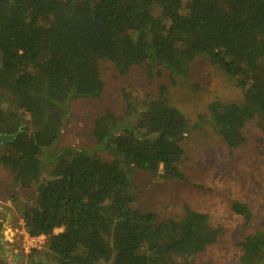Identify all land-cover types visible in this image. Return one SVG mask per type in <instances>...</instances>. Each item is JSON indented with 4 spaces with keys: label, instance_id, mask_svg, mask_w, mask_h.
<instances>
[{
    "label": "trees",
    "instance_id": "1",
    "mask_svg": "<svg viewBox=\"0 0 264 264\" xmlns=\"http://www.w3.org/2000/svg\"><path fill=\"white\" fill-rule=\"evenodd\" d=\"M201 54L243 102L215 100L199 119L230 149L246 142L250 122L264 136V0H0V83L8 88L0 134H17L0 148V168L12 190L24 191L25 232L44 236L50 257L32 253L26 264H194L216 242L209 216L188 206L162 223L133 208L135 171L183 180L180 143L189 123L168 86L141 103L126 99L121 115H100L95 150L55 148L69 105L102 96L101 59L120 75L133 67L148 78L165 72L175 87ZM232 211L250 223L246 204ZM239 247V264H264V223Z\"/></svg>",
    "mask_w": 264,
    "mask_h": 264
},
{
    "label": "rangeland",
    "instance_id": "2",
    "mask_svg": "<svg viewBox=\"0 0 264 264\" xmlns=\"http://www.w3.org/2000/svg\"><path fill=\"white\" fill-rule=\"evenodd\" d=\"M98 68L105 85L102 96L79 99L69 105L55 148L95 150L92 128L100 115L106 110L121 115L126 99L141 103L155 95L159 86H168L171 105L189 123V133L180 143L184 149L179 165L183 180H162L148 172L135 171L130 185L136 198L133 208L141 214H155L158 223L182 216L184 206L207 214L211 228L218 230L219 236L194 258V264H239V243L264 223V136L258 124L250 122L243 130L246 142L230 149L199 117L207 116L208 105L215 100L241 104L242 91L203 54L192 62L185 79H176L175 87L170 86L165 72L148 78L143 68L133 67L120 75L104 59L98 62ZM7 92L8 88L0 83V95ZM53 153L49 154L54 157ZM98 154L104 161L110 160L106 153ZM11 180L10 173L0 168V264H26L32 253L49 259L44 236L34 237L35 241L28 243L24 239L23 214L28 200L24 191L11 189ZM236 202L250 208V223L233 213L232 205Z\"/></svg>",
    "mask_w": 264,
    "mask_h": 264
},
{
    "label": "water",
    "instance_id": "3",
    "mask_svg": "<svg viewBox=\"0 0 264 264\" xmlns=\"http://www.w3.org/2000/svg\"><path fill=\"white\" fill-rule=\"evenodd\" d=\"M16 136L17 134L15 135L0 134V148H2L4 144L11 142Z\"/></svg>",
    "mask_w": 264,
    "mask_h": 264
},
{
    "label": "built area",
    "instance_id": "4",
    "mask_svg": "<svg viewBox=\"0 0 264 264\" xmlns=\"http://www.w3.org/2000/svg\"><path fill=\"white\" fill-rule=\"evenodd\" d=\"M24 239L28 243V241L34 242L36 238L30 237L26 232L24 233Z\"/></svg>",
    "mask_w": 264,
    "mask_h": 264
}]
</instances>
